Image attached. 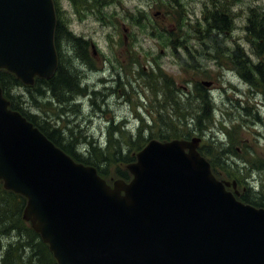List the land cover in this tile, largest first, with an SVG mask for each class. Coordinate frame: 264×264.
Here are the masks:
<instances>
[{"label":"rangeland","instance_id":"1","mask_svg":"<svg viewBox=\"0 0 264 264\" xmlns=\"http://www.w3.org/2000/svg\"><path fill=\"white\" fill-rule=\"evenodd\" d=\"M56 1L62 67L81 91L13 87L22 112L81 158L100 148L108 159L95 163L107 179L126 166L114 146L135 158L150 140L197 138L217 178L234 184L229 191L264 205V41L260 49L246 31L264 0ZM219 6L231 25L215 40L208 26ZM3 192L0 184V264H56L21 221L23 205Z\"/></svg>","mask_w":264,"mask_h":264},{"label":"water","instance_id":"2","mask_svg":"<svg viewBox=\"0 0 264 264\" xmlns=\"http://www.w3.org/2000/svg\"><path fill=\"white\" fill-rule=\"evenodd\" d=\"M55 25L52 0H0V70L25 86L51 78ZM198 144L151 140L126 166L131 180L110 186L0 88V182L26 199L22 220L57 264H264V209L227 192Z\"/></svg>","mask_w":264,"mask_h":264},{"label":"trees","instance_id":"3","mask_svg":"<svg viewBox=\"0 0 264 264\" xmlns=\"http://www.w3.org/2000/svg\"><path fill=\"white\" fill-rule=\"evenodd\" d=\"M56 4V0H53ZM219 14V18L216 17V15H212L213 18V25L208 26V31H210V29H214L215 31V35H214V39L217 40V34L219 33H223L224 31H227L230 29V20L227 18V16L225 15V9H223V7L219 6L218 7V13ZM60 17L58 16V11H57V22H56V30H55V37H54V43H55V48H56V52H57V56H58V66H57V70L54 74V76L50 79V80H41V79H36L35 81V86H37V93L41 96L42 94H44V90H41V87H45L46 89H48L50 91V93H52L53 97H56L60 91V89L64 90V91H71V92H78L81 91L79 88V84L72 80L74 78L73 75L67 74V69H64L62 67V55H61V51L59 49V44H58V39L60 37H63L64 35V29L62 28V26H60ZM246 31L248 32V35L251 36L252 39H254L256 41V45L257 47H259L261 49L262 45L261 42L264 41V12H262L261 14H255L253 13L250 18L248 19V26L246 27ZM68 36L70 37L71 34H68ZM77 46L79 48H81L83 45H85V42L81 41L80 39H75ZM258 54H263V51L259 50ZM234 56L237 58L238 56V51L236 50L234 52ZM244 79L248 82L252 81V78L250 76H245ZM18 86H22V83L11 73L5 71V70H0V87L2 89L3 95L5 98H7L10 101V108L12 110L18 111L24 118H26L27 121L31 122L36 128H38V130L44 134V136L50 140L55 146H57L58 148H60L63 152H65L66 154H68L70 157H72L75 161H77L78 163H81L83 165L86 166H93L94 168H96V170L98 171V174L106 179H107V172L108 170H100L98 168V164L95 163V160L97 159L99 163H106L107 161V156L104 152L100 151V148H97L96 146L91 145L92 147H90L87 150V156H82V158L77 155L76 153L73 152V148L71 146V144H65L64 140H61L57 137V135L55 134V131H52L51 133H46L45 130L39 126H37L34 121L31 119V116H29L28 114L22 112L19 108L18 105L14 99V97L11 95L10 93V89L13 87H18ZM58 93V94H57ZM184 136L188 137L190 136L189 132H187ZM140 137V136H139ZM167 139V137H165V140ZM166 142V141H165ZM120 147V145H119ZM119 147H115L114 146V151L112 152L113 157L116 156V159H120L123 163L125 164H129L132 163L135 158H132L128 155L122 156V152H120ZM142 149V148H141ZM140 149V150H141ZM90 150L92 151L90 153ZM89 152V153H88ZM98 155V156H97ZM104 159L103 162L99 161L100 158ZM211 165V169L213 174L216 176L217 172H216V168L214 165ZM107 171V172H106ZM109 179H121L124 181H128L130 179V175L128 174V172L126 171V169H121V168H116L114 171V175L113 177H109ZM2 195L4 196L3 198L9 200L11 202V200H17L18 202H20L21 205H25V200L24 198H22L21 196L15 195L11 192L5 191L2 193ZM240 200L243 201L244 203L248 204H252V206L255 207H262L264 208V205H262L261 202H251L248 200V198L241 196ZM23 209V208H22ZM22 221V220H21ZM33 237H35L36 239H38V235L36 233L32 234Z\"/></svg>","mask_w":264,"mask_h":264},{"label":"flooded vegetation","instance_id":"4","mask_svg":"<svg viewBox=\"0 0 264 264\" xmlns=\"http://www.w3.org/2000/svg\"><path fill=\"white\" fill-rule=\"evenodd\" d=\"M123 104H124V103H123ZM122 121H123V122H126V119L123 118ZM255 134H256L257 136H259L258 133H255Z\"/></svg>","mask_w":264,"mask_h":264},{"label":"bare ground","instance_id":"5","mask_svg":"<svg viewBox=\"0 0 264 264\" xmlns=\"http://www.w3.org/2000/svg\"><path fill=\"white\" fill-rule=\"evenodd\" d=\"M52 127V126H51ZM51 129V128H50ZM116 135V134H115ZM225 168V167H224ZM237 170V169H236ZM234 171V170H233Z\"/></svg>","mask_w":264,"mask_h":264}]
</instances>
